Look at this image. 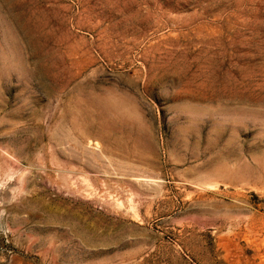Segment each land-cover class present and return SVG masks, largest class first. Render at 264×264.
Returning <instances> with one entry per match:
<instances>
[{
  "label": "rangeland",
  "instance_id": "1",
  "mask_svg": "<svg viewBox=\"0 0 264 264\" xmlns=\"http://www.w3.org/2000/svg\"><path fill=\"white\" fill-rule=\"evenodd\" d=\"M0 264H264V0H0Z\"/></svg>",
  "mask_w": 264,
  "mask_h": 264
},
{
  "label": "bare ground",
  "instance_id": "2",
  "mask_svg": "<svg viewBox=\"0 0 264 264\" xmlns=\"http://www.w3.org/2000/svg\"><path fill=\"white\" fill-rule=\"evenodd\" d=\"M90 140H91V139H90ZM90 140H89V141H90ZM96 146H97V145H96ZM95 148H96V147H95ZM139 180H141V179H139ZM143 180H144V179H143ZM145 181H146V180H145Z\"/></svg>",
  "mask_w": 264,
  "mask_h": 264
}]
</instances>
